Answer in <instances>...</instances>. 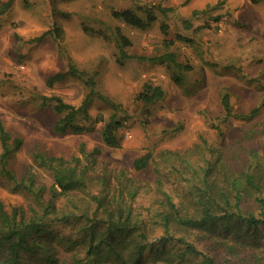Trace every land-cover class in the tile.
Segmentation results:
<instances>
[{"label":"rangeland","instance_id":"1","mask_svg":"<svg viewBox=\"0 0 264 264\" xmlns=\"http://www.w3.org/2000/svg\"><path fill=\"white\" fill-rule=\"evenodd\" d=\"M56 8L53 13L50 0H11L0 15V120L11 135L23 140L9 159L10 168L18 176L31 169L37 182L48 187L51 176L32 161L34 150L77 156L85 165L81 148L89 153L98 147L99 152L92 155L95 161L88 162L86 190L59 198L58 206L87 209L93 219L105 218V209L116 203L130 206L152 239L162 234L159 214L167 209L163 193L177 205L179 215L195 218L199 214L195 195L205 189L207 171L210 194L223 204L220 190L229 193L232 205L225 209L231 215L229 225L201 229L172 223L170 233L184 236L217 264H264V225L250 232L236 219L246 213L264 214L256 199L264 198V0H61ZM145 8L155 18L145 29L112 16L113 10L131 9L146 18ZM194 9L198 13L192 15ZM184 19L190 20L191 28L184 27ZM56 26L62 28L60 38L54 35ZM66 27L78 30L85 43L95 45L98 55L88 66L78 65L68 53ZM116 28L131 41L124 50L132 57L122 63L116 61ZM44 32L40 40L28 41ZM176 34L189 40H178ZM165 51L175 52L179 62L191 66L180 71V84L171 80L166 65L141 59ZM69 63L94 78V93L87 105L89 117H79L87 129L59 134L53 125L60 114L53 110V100L45 101L43 96L59 95L78 106L89 91L77 76L46 84L49 74L65 70ZM109 70L128 74L131 92L122 103L100 91ZM145 83L159 85L163 96L149 104L136 99ZM225 92L235 114L260 105L258 113L251 118L225 117L221 104ZM100 95L119 105L117 115L125 118L117 131L119 146H108L101 139L100 130L114 110ZM147 152L151 157L146 166L135 169L134 160ZM242 170L254 174L262 192L256 194L243 182L236 202L230 194L235 189L230 179ZM93 195L101 201L97 211ZM0 201L7 209L27 208L29 199L11 191L0 178ZM57 229L70 233L68 226ZM165 249L164 259L152 264H202L200 253L178 259L175 255L183 247L176 241H167ZM59 254L68 259L70 252L60 250Z\"/></svg>","mask_w":264,"mask_h":264},{"label":"trees","instance_id":"2","mask_svg":"<svg viewBox=\"0 0 264 264\" xmlns=\"http://www.w3.org/2000/svg\"><path fill=\"white\" fill-rule=\"evenodd\" d=\"M59 1L61 0H50L53 13L58 11L56 5ZM10 3L11 0H6L0 4V15L5 12ZM168 9L170 8H165L163 11ZM196 13L198 10L194 9L192 15ZM112 16L121 18L126 24L138 29H145L155 19L148 9L146 18H142L131 9L113 10ZM183 25L186 28L192 27L189 19H184ZM162 29L165 31L163 26ZM54 31L55 37L62 36L61 27L56 26ZM46 33L28 41L40 40ZM116 33L119 43V54L116 61L122 63L124 59L132 57L124 50V46L130 45L131 41L121 33L119 28H116ZM15 37H18L16 33ZM176 39L189 40L182 34H176ZM164 42L172 43L171 40H164ZM141 59L166 65L171 71V80L176 84H180L183 79L180 71L191 68L190 64L179 62L177 54L173 51H165L155 56L141 57ZM67 76L82 77L89 87V91L78 106L64 101L59 95L43 96L45 101L53 100V110L60 114L53 125L54 131L59 134L67 131L78 133L87 129V126L79 121V117L83 119L89 117L87 105L90 96L94 93V78L88 77L84 70L78 69L73 63H69L65 70L49 74L46 77V84L50 86L54 82L62 81ZM162 96L163 90L159 85L145 83L143 89L136 94V99L149 104ZM101 97L114 110L100 130L101 139L108 146H119L117 131L123 125L125 118L117 115L119 105ZM221 104L225 117L238 116L241 118L253 117L258 113L260 106H254L246 114H235L228 92L222 94ZM22 143V138L11 135L0 120V178L5 180L11 191L22 192L29 199L27 208L13 205L7 209L0 201V264H145V262L152 264L157 260L164 259L167 241H176L183 247V251L175 255L178 259L185 258L186 254L200 253L202 254V264H217L210 255L201 252L194 243L184 236L175 237L170 233L172 223L201 229L229 225L231 215L229 211H225L232 205L226 196L229 193L223 189L220 190L222 194L219 192V195L223 204L210 194L207 189V171L203 175L205 189H198V194L195 195V203L200 206L199 214L195 218L179 215L177 205L170 200L166 193H163L167 209L159 214L162 234L152 239L148 236V231H146L142 220L134 217L130 206L116 203V206L105 209L106 216L103 219L89 218L87 209L74 211V209L66 210L58 206L59 198L67 197L76 191L86 190L88 162L91 164L95 161L92 155L99 152L98 147H94L89 153H85L81 148V152L87 160L85 165L80 163V158L77 156L65 158L34 150L31 153L32 161L37 167L48 171L52 179L50 185L46 187L37 182L35 172L31 169L18 176L10 168L9 159L21 147ZM150 157V152L142 154L134 160L133 167L135 169L144 168ZM230 180L232 186L235 185L233 194H230L233 195L236 202L241 198L243 182V186L252 188L256 194L262 192L261 185L249 170H242L239 175L231 177ZM92 197L97 202L95 206V211H97L101 203L100 198L94 195ZM256 199L264 207V198L256 196ZM71 204L75 207L74 203L70 202ZM236 219L244 222L246 230L250 232L255 231L256 227L264 225V214L256 216L253 213H246L242 216L237 215ZM83 220V224L80 225L79 223ZM57 226L70 227V233L62 234ZM60 250L70 252L69 258H61Z\"/></svg>","mask_w":264,"mask_h":264},{"label":"clouds","instance_id":"3","mask_svg":"<svg viewBox=\"0 0 264 264\" xmlns=\"http://www.w3.org/2000/svg\"><path fill=\"white\" fill-rule=\"evenodd\" d=\"M64 43L68 46V53L78 65L88 66L98 55L95 45L85 43L80 32L71 27L65 28ZM99 88L104 95L121 103L128 98L131 92L128 74L119 70L106 72Z\"/></svg>","mask_w":264,"mask_h":264}]
</instances>
